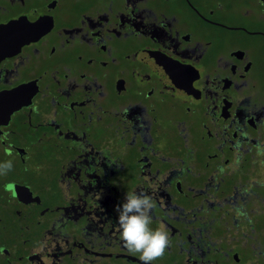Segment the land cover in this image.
<instances>
[{"label":"flooded vegetation","instance_id":"flooded-vegetation-1","mask_svg":"<svg viewBox=\"0 0 264 264\" xmlns=\"http://www.w3.org/2000/svg\"><path fill=\"white\" fill-rule=\"evenodd\" d=\"M264 0H0V264H264ZM12 187L9 188L8 186Z\"/></svg>","mask_w":264,"mask_h":264},{"label":"clouds","instance_id":"clouds-1","mask_svg":"<svg viewBox=\"0 0 264 264\" xmlns=\"http://www.w3.org/2000/svg\"><path fill=\"white\" fill-rule=\"evenodd\" d=\"M12 167L10 160L0 164V175H6ZM153 207L152 197L132 191L127 192L124 202L115 209L118 213L116 225L123 246L129 252L138 253L143 264H152V261L161 259L170 244L163 227H150Z\"/></svg>","mask_w":264,"mask_h":264},{"label":"rangeland","instance_id":"rangeland-1","mask_svg":"<svg viewBox=\"0 0 264 264\" xmlns=\"http://www.w3.org/2000/svg\"><path fill=\"white\" fill-rule=\"evenodd\" d=\"M262 84H264V83H262Z\"/></svg>","mask_w":264,"mask_h":264}]
</instances>
